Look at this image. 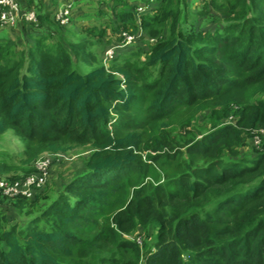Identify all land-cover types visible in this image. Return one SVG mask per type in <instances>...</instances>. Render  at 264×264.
Wrapping results in <instances>:
<instances>
[{
    "label": "trees",
    "instance_id": "obj_1",
    "mask_svg": "<svg viewBox=\"0 0 264 264\" xmlns=\"http://www.w3.org/2000/svg\"><path fill=\"white\" fill-rule=\"evenodd\" d=\"M19 1L37 22L13 27L20 44L0 37V134L12 127L27 143L56 151L69 140L91 152L41 209L43 188L0 195V264H264V139L252 142L264 129V0H201L200 16L223 17L187 28L182 0H154L143 13L152 0H101L102 24L85 28L96 38L82 40L55 20L54 0ZM122 32L143 42L114 51L108 68L94 40L105 50ZM207 109L202 126L194 118ZM159 157L175 167L144 182ZM149 224L152 238L130 239Z\"/></svg>",
    "mask_w": 264,
    "mask_h": 264
},
{
    "label": "rangeland",
    "instance_id": "obj_2",
    "mask_svg": "<svg viewBox=\"0 0 264 264\" xmlns=\"http://www.w3.org/2000/svg\"><path fill=\"white\" fill-rule=\"evenodd\" d=\"M65 3L68 0H62ZM62 1H57L54 0V6H58V8H63L64 4L60 5ZM101 0H75L73 2V7H71V11H69L68 14V21L66 23H63L67 29H71V34L69 35V38L71 40H82L87 37H93L92 35H89L86 31L85 28L89 25L96 24V26H100L102 22L100 19H98L97 15V8L99 7V2ZM185 2H188L187 7H184V2L180 3L181 7V21L180 23L182 24L183 27L187 28L189 24L193 21V19H197L196 22H202L200 24H203L202 26H206V23L202 20L204 18H212L215 16H220V20L223 17L220 14H217L215 11H211V13L200 16L199 11L202 10V1L201 0H184ZM18 4V16H21V11L24 10V5L22 2L16 1ZM43 2H47V0H43ZM110 3L112 1L109 0ZM105 3V2H104ZM102 3V7L104 10L107 9V5ZM154 3L157 4V2H154V0L151 1V4L149 6H145L143 8V12H146L147 10L151 9L152 6H154ZM49 4V0H48ZM155 4V5H156ZM143 6V5H142ZM26 9V8H25ZM187 9V10H186ZM188 12V22H184L185 14ZM106 13V12H105ZM16 24H15V29H17V26L20 21L23 19H16ZM103 20V19H102ZM104 21V20H103ZM205 24V25H204ZM216 24H211L209 25L212 30L214 29V26ZM110 27H108V30ZM1 31H7L9 32V35L12 39L14 40H21L18 41L17 43L20 44L21 42H24L25 36L21 34V31H19V34L14 33L13 26H4L0 25V33ZM65 32L60 31L59 29H55L53 31L54 36H59L61 38L64 37ZM140 34V33H138ZM67 35V34H66ZM132 35V34H131ZM135 35V34H133ZM96 38V37H93ZM64 40V39H63ZM137 42L131 41L129 43H119L116 39L115 36H111L110 43L109 44H114L112 47H107L105 50V42H99V40L95 41L94 47L95 50L98 52L102 63L106 67H110L111 65V60L108 59L107 56V51L108 49L113 50L122 55L127 54L131 49L135 47V43H142V37L136 38ZM135 40V41H136ZM108 45V42H107ZM25 46L23 45H18V48H24ZM115 47V48H114ZM145 47V48H144ZM147 48V45L145 43L142 44L140 49L138 51H143ZM193 108V107H192ZM194 109V108H193ZM209 110L199 112L197 115H195V122H198L202 126L206 125L205 123V116L206 113L209 114ZM187 116L189 118H192V115L189 114L188 112L186 113H178L175 115H172L171 117L168 118V120L171 122V125H175L177 127H181L186 121H187ZM226 122H232V118L229 117L226 119ZM161 123H166V121L162 120L159 122H150L149 124H153V129L157 131L158 130V125H160V129H165V126H162ZM197 124V123H196ZM197 124V125H199ZM199 125V126H201ZM201 126V127H202ZM245 141V140H244ZM254 145V144H253ZM59 146H61V149H58L56 151L48 149L46 147H43L41 144L36 143V142H28L25 139H22V137L11 127L8 128L6 131H4L2 134H0V157L5 160L4 164L6 163V166L0 167V176L4 177H11L12 175H23L24 172H32L36 170V162L38 160H48V167H47V174L45 177V182L43 185L39 188H43L40 193L44 194L45 198L41 199L38 203V209H41L46 202L54 198L57 192L61 189V187L71 180L75 175L80 174L82 171L85 170V161L87 160L91 148L89 144H82V143H77V142H72L69 140H66L65 142L59 143ZM145 146V145H144ZM240 149H242L240 147ZM154 154L150 149L144 148L142 155L147 157V154ZM152 164V171L148 175H146L144 182L147 180H150L152 183H158L162 182L163 177H165L166 174H170L172 171V168L175 167L174 161H171L168 159L166 160L164 157H159L155 161L151 162ZM132 175V179H130L129 182L132 181H137L140 178L139 177H134ZM159 177V178H158ZM132 190V189H131ZM3 210L7 217H14L16 221H20L19 215H18V210L15 208H12L9 204L7 206L3 207ZM21 222V221H20ZM22 223V222H21ZM154 231V227L152 225H148L146 229H144L142 226L138 225L136 232L129 236L130 239L138 241V245L141 246V242L143 239H148L147 236H145V233L147 232L148 236H151L152 238V233ZM153 242V239H151ZM87 254V253H86Z\"/></svg>",
    "mask_w": 264,
    "mask_h": 264
},
{
    "label": "built area",
    "instance_id": "obj_3",
    "mask_svg": "<svg viewBox=\"0 0 264 264\" xmlns=\"http://www.w3.org/2000/svg\"><path fill=\"white\" fill-rule=\"evenodd\" d=\"M75 0H68L63 8H57L54 11V18L57 22L63 24L68 20L69 11L73 7ZM145 6H138L137 12L142 13ZM18 4L16 0H0V25L15 26L16 19H23L26 22H37V15L34 8L24 9L21 11V16H18ZM123 36V43H129L134 40L135 36L128 34L127 32L121 33ZM152 40V39H151ZM114 49L107 51L108 59H112ZM264 139V129L255 131L252 136V142L255 146L259 147ZM36 170L22 176L19 179L9 180L4 176H0V195L15 196L17 194L24 195L25 197H31L34 191L39 189L45 182L47 174L48 160H38L36 163Z\"/></svg>",
    "mask_w": 264,
    "mask_h": 264
},
{
    "label": "crops",
    "instance_id": "obj_4",
    "mask_svg": "<svg viewBox=\"0 0 264 264\" xmlns=\"http://www.w3.org/2000/svg\"><path fill=\"white\" fill-rule=\"evenodd\" d=\"M16 1H19V0H16ZM57 1H62V0H57ZM20 2V1H19ZM46 3V2H45ZM65 2L64 1H62L61 3H60V5H59V7L61 6V5H63ZM47 4V3H46ZM56 8H58V6H56ZM1 36H4V37H10V35H9V32H5V31H1V33H0V37Z\"/></svg>",
    "mask_w": 264,
    "mask_h": 264
}]
</instances>
